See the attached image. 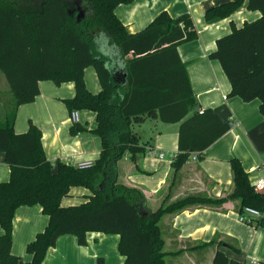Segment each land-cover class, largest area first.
<instances>
[{"label": "trees", "instance_id": "trees-1", "mask_svg": "<svg viewBox=\"0 0 264 264\" xmlns=\"http://www.w3.org/2000/svg\"><path fill=\"white\" fill-rule=\"evenodd\" d=\"M245 1L230 0L212 7L205 12V21L231 17ZM131 2L0 0V71L13 95V105L0 123V153L10 168L9 180L0 183V264H41L60 236L74 235L79 245H86V235L91 232L118 235L124 264H166L159 227L164 215L194 206L218 207L228 200L239 201V212L244 207L264 210V193L254 190L237 158L230 160L233 190L225 198L188 196L151 211L138 189L118 183V162L126 156L135 161L145 152L132 130L134 125L147 120L179 124L178 154L172 163L175 172L193 154L201 159L231 126L210 109L189 116L197 99L178 47L197 38L190 17L172 19L163 12L143 31L130 34L115 8ZM247 9L259 11L261 18L233 27L216 41V49L208 57L218 61L227 76L228 97L259 100L264 117V0H248ZM87 67L97 74L101 86L97 94L85 85ZM41 81L72 82L75 96L64 100L68 111L95 114L92 133L102 148L93 165L79 168L58 162L53 171L40 129L30 124L25 133H15L17 109L35 101ZM85 130L76 123L71 132ZM73 187L89 190L87 200L62 206ZM35 205L49 222L27 245L32 259L25 262L11 251L13 217L19 207ZM255 221L264 223V219ZM96 264L106 262L98 257ZM213 264L230 261L217 251Z\"/></svg>", "mask_w": 264, "mask_h": 264}, {"label": "crops", "instance_id": "crops-1", "mask_svg": "<svg viewBox=\"0 0 264 264\" xmlns=\"http://www.w3.org/2000/svg\"><path fill=\"white\" fill-rule=\"evenodd\" d=\"M228 1L132 0L115 8L116 16L130 34L143 31L163 12L172 19L188 15L197 38L180 45L178 54L197 99V106L190 109L189 116L210 109L231 124L229 131L202 153L201 159L195 155L194 160L193 154L177 172L172 163L178 154L179 124H165L166 127L158 130L150 142L141 144L145 152L139 153L135 161L126 156L118 162V183L138 189L151 211L188 196L225 198L233 190L232 158L240 160L251 185L264 177V117L259 110L260 102L229 98L231 86L227 76L219 62L208 57L215 51L216 41L229 34L233 27L241 28L262 16L259 11H249L246 0L231 17L205 21L204 14L208 9ZM84 81L91 93L100 92L101 86L93 67L84 70ZM38 89L34 102L18 107L15 133H25L30 124L39 128L43 150L53 165V171H56L58 162L74 167L82 163L93 165L102 148L100 139L92 133L96 127L95 114L78 111V124L86 130L73 134L74 123L64 104V100L75 96L74 84L56 85L52 81H41ZM12 105L13 95L0 71V123ZM138 136L141 143L142 137ZM160 153H165L163 159L158 157ZM9 178L10 168L0 153V183ZM89 193L83 187H73L61 205H79L76 204L78 198H86ZM239 208V201L228 200L218 207L194 206L164 215L159 227L167 254L166 264H213L217 251L225 254L230 264H251L252 261L264 264V223L255 220L250 224L239 222ZM48 222L49 218L40 206L19 207L13 217L12 253L30 262L32 256L27 253V245L44 231ZM2 233L0 228V235ZM118 243V235L91 232L86 235V245H79L74 235H62L41 264H96L98 257H103L106 264H124Z\"/></svg>", "mask_w": 264, "mask_h": 264}, {"label": "built area", "instance_id": "built-area-1", "mask_svg": "<svg viewBox=\"0 0 264 264\" xmlns=\"http://www.w3.org/2000/svg\"><path fill=\"white\" fill-rule=\"evenodd\" d=\"M70 119L74 124L78 123L79 122L78 111L71 112ZM195 155L196 154H194V156ZM158 157L160 159H163L165 157V153H160ZM193 159L195 160L196 156L193 157ZM88 166H90L89 163H82L79 165V168H84ZM252 186L256 192L264 193V177L254 182ZM256 219H264V210L259 211L250 207H244L242 212H239L238 214V220L243 224H250L252 223V221ZM251 264H256V261H252Z\"/></svg>", "mask_w": 264, "mask_h": 264}, {"label": "rangeland", "instance_id": "rangeland-1", "mask_svg": "<svg viewBox=\"0 0 264 264\" xmlns=\"http://www.w3.org/2000/svg\"><path fill=\"white\" fill-rule=\"evenodd\" d=\"M163 127H166L165 124H162L159 121L156 122L154 120H147L146 123H144L143 125H134L132 127V130L133 132L141 135V144H147V142L151 141V138H153V136L157 135L158 130H163ZM78 199L79 201L76 204H81L87 200L83 196H80Z\"/></svg>", "mask_w": 264, "mask_h": 264}, {"label": "water", "instance_id": "water-1", "mask_svg": "<svg viewBox=\"0 0 264 264\" xmlns=\"http://www.w3.org/2000/svg\"><path fill=\"white\" fill-rule=\"evenodd\" d=\"M81 15L78 16V18L80 17ZM126 75H124V78H125Z\"/></svg>", "mask_w": 264, "mask_h": 264}]
</instances>
